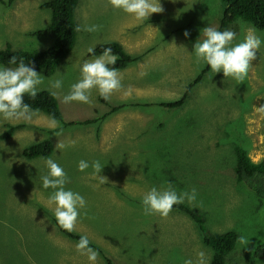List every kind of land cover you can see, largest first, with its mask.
Listing matches in <instances>:
<instances>
[{"label": "rangeland", "instance_id": "1", "mask_svg": "<svg viewBox=\"0 0 264 264\" xmlns=\"http://www.w3.org/2000/svg\"><path fill=\"white\" fill-rule=\"evenodd\" d=\"M6 1L0 0V51L7 44L15 51L53 45V38L33 35L49 25L51 13L40 6L51 0H16L11 6ZM160 2L163 11L140 22L114 10L109 0H79L75 19L80 30L73 50L52 76L37 71L45 76L43 91L55 93L62 121L55 120L52 127L53 119L39 111L29 120L0 119V136L8 125H22L9 140L0 139V264H88L75 250L77 241L54 223V205L47 203L48 190L39 180L47 172L45 159L29 161L21 155L44 140L53 143L50 157L70 177L67 187L87 201V214L72 233L87 235L113 264H183L201 250L210 263L212 251L188 215L175 210L167 217L143 214V193L165 182L178 192L197 189V200L183 204L202 217L209 233L235 231L248 238L246 248L236 244L226 264H264V254L255 255L264 245V200L237 184L234 174L236 146L254 162L264 159V112L259 111L264 105V48L244 81L209 69L182 107L162 108L159 104L180 99L207 67L195 61L192 45L204 27L219 29L225 6L221 0ZM91 24L98 30L83 31ZM245 27L264 37V30L240 19L226 29L236 32L234 42H239ZM108 42L119 43L138 59L118 71L122 88L106 104L95 90L90 105L64 104L62 96L79 78L80 64L93 58L87 49ZM56 78L63 79V88H47L48 80ZM118 106L123 107L102 118ZM95 118L97 123L80 124ZM69 123L73 125L64 126ZM58 142L65 145L61 151ZM81 159L100 160L107 181L98 183L91 168L78 171ZM97 264H106L100 254Z\"/></svg>", "mask_w": 264, "mask_h": 264}, {"label": "clouds", "instance_id": "2", "mask_svg": "<svg viewBox=\"0 0 264 264\" xmlns=\"http://www.w3.org/2000/svg\"><path fill=\"white\" fill-rule=\"evenodd\" d=\"M109 3L114 10L128 14L140 22L149 20L153 13L163 11L160 0H109ZM98 27L96 24L84 25L83 31L92 33L97 31ZM244 32L243 39L234 42L237 34L231 29L219 30L210 25L204 27L192 45L191 51L195 61L198 64L202 62L214 75L222 73L225 79L244 81L252 61L257 58V52L262 55L261 49L264 48V37L252 28L245 27ZM189 35L188 30L183 32L185 38ZM87 52L93 53L94 47H89ZM117 59L118 56L112 53L111 48H104L99 56L84 60L79 66V78L70 84L67 93L62 96V102L90 105L92 90L108 101L115 91L122 88L120 74L115 67H110L115 65ZM8 65L16 66L0 65V119L29 120L35 115V110L25 102V96L35 99L39 92L45 90V76L37 72L32 61L25 63L23 59L17 61V58L12 56L8 60ZM46 87L60 90L63 88V79H49ZM259 111L264 112V105L259 107ZM56 124L53 119L51 126L55 127ZM64 147L62 143L56 144V149L60 151ZM44 164L47 172L39 176L40 187L48 190L47 203L54 205L52 214L56 224L71 233L87 214V201L79 191L67 187L71 182L70 177L57 160L51 157L45 158ZM76 167L80 172L91 168L93 176L100 184L107 181V178L101 175L104 165L100 160L89 163L81 159ZM197 195L195 187L178 192L170 182H165L159 186L153 185L143 193L140 198L141 209L146 216L167 217L174 205L183 204L185 201L191 205L197 200ZM237 243L242 248H246L249 240L245 235H239ZM75 250L80 255L86 256L88 264H97L99 253L90 246L87 235H80ZM183 264H209V260L206 253L201 250L196 252L195 259L184 258Z\"/></svg>", "mask_w": 264, "mask_h": 264}, {"label": "trees", "instance_id": "3", "mask_svg": "<svg viewBox=\"0 0 264 264\" xmlns=\"http://www.w3.org/2000/svg\"><path fill=\"white\" fill-rule=\"evenodd\" d=\"M16 0H7L5 5L11 6ZM225 9L220 21L219 30H225L227 26L232 24L235 20L240 19L249 23L256 30H264V0H221ZM79 5V0H51L41 4L42 9L49 10L51 18L49 25L41 30L33 33L34 36L53 38L54 42L51 47L43 51H31V50H18L15 51L10 45L0 51V65L15 67L16 65H8V60L15 56L17 61L23 59L25 63L29 61L33 62V65L37 71H41L45 76H52L56 70L64 63L66 57L73 50L75 41L78 35V23L75 19V12ZM104 48H111L112 53L118 56L115 65L117 71L125 69L128 65L135 63L138 59L128 55L122 45L117 42H108L101 44L94 48L93 53H88V57L99 56ZM209 68L206 67L197 76V78L188 84L185 88L183 96L173 102H165L159 104L160 107L173 110L182 107L195 85L207 74ZM103 103L105 100L101 98ZM25 102L28 103L35 111L43 112L56 121H62V113L59 108L56 97L48 92L41 91L38 93L35 99H31L25 96ZM123 106H118L111 109L108 113L102 115V118H106L109 115L119 111ZM97 118L92 120H86L81 122V125H90L91 123H97ZM73 125V123L65 124L67 127ZM22 125H8L5 132L0 136L1 140H9L14 133L21 128ZM54 150L53 143L50 140H44L38 143H34L26 147L22 152V157L26 160H34L38 158H49ZM236 164L234 167V174L237 184H241L249 188L257 199L264 200V159L259 162H254L248 155V152L236 146L234 148ZM173 210L182 212L188 215L198 226V229L202 236V242L205 246L209 247L212 251V257L209 264H226L227 257L235 249L237 244L238 233L235 231H227L225 233H209L204 226L202 217L192 212L184 204L174 205ZM58 230L66 238L74 241H78L80 235L66 232L61 229L55 222ZM106 264H113V262L106 257V255L97 247H94ZM264 254V245L258 246L255 250L257 258L259 255Z\"/></svg>", "mask_w": 264, "mask_h": 264}]
</instances>
